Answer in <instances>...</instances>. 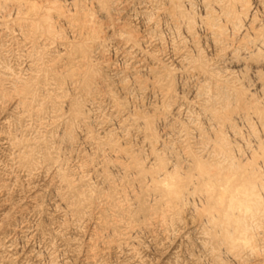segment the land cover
Returning <instances> with one entry per match:
<instances>
[{"label":"rangeland","instance_id":"obj_1","mask_svg":"<svg viewBox=\"0 0 264 264\" xmlns=\"http://www.w3.org/2000/svg\"><path fill=\"white\" fill-rule=\"evenodd\" d=\"M226 1L0 0V264H264L155 185L264 146V0Z\"/></svg>","mask_w":264,"mask_h":264},{"label":"bare ground","instance_id":"obj_2","mask_svg":"<svg viewBox=\"0 0 264 264\" xmlns=\"http://www.w3.org/2000/svg\"><path fill=\"white\" fill-rule=\"evenodd\" d=\"M242 1L243 0H227L226 3L224 2V6L222 5L224 7L222 11L220 9V12L222 13L221 16L224 17H222L224 19L223 22L228 25L231 24L232 29L239 28L243 23L242 20L250 19V21H248L252 23L256 21L255 18L257 16L254 17L249 11L250 9H248V5L246 7L247 1H244L245 3H242ZM239 2L242 3L240 4V12L237 11V6H239L237 4ZM208 19L211 21V17H208ZM252 23L249 24L252 25ZM210 26L215 27L211 22ZM47 30H49L48 27ZM235 30L234 32H236ZM46 32L48 33L49 31ZM246 36L247 40L246 38L245 40L248 41V43H251V45H254L256 51L264 52V25L260 29L256 28L252 35ZM263 128L261 127L262 131ZM256 137L259 138L258 135ZM256 140H258L257 144L254 145V148H250L248 152V158L246 159L248 166L245 165L240 167L237 163L236 165L232 161L234 158L226 153L227 151L225 152L223 148H220L219 140H217L214 146L218 147H216L217 149L214 153L216 154L217 152L220 154L221 156L219 155V158L222 157L223 161H220V159L216 164H205L196 161L194 165L196 173L190 174L189 172L190 175H187L188 172H186L187 174L185 175L188 177L185 181H183L184 177L183 179L181 178L178 173L179 170H177L175 166H171L169 169L163 167V169L158 170L155 179L156 187L166 197L163 203L167 207V211L169 209L170 211L173 210V208L176 207L174 206L176 204L178 207V203L183 202L185 196L188 198L190 190H192L193 193H202L203 195L201 196H204L203 203H206L205 206L207 207V205L212 204V207L214 208L213 211L210 210L206 212V208L204 207V204H202L205 208L206 214L204 215L206 216V222L211 224L213 229H215L213 231H217L221 236V240L236 254L238 251L252 252L255 248L254 245L256 244L254 241V244H252V239L257 238V236L259 237V235L264 232L257 231L258 227H263L264 230V198L262 199V194L264 193V181L259 174L260 166H251V163L254 161L258 163L260 162L261 166H264V146L260 139ZM221 149L222 151H220ZM228 152H230V150ZM257 240L258 238L256 241ZM260 240L261 239L257 242ZM238 256L239 255H237V257Z\"/></svg>","mask_w":264,"mask_h":264}]
</instances>
